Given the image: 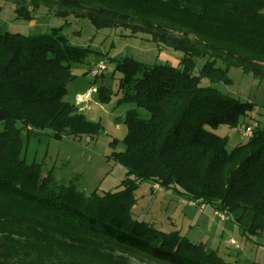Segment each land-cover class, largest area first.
Segmentation results:
<instances>
[{"label":"trees","instance_id":"1","mask_svg":"<svg viewBox=\"0 0 264 264\" xmlns=\"http://www.w3.org/2000/svg\"><path fill=\"white\" fill-rule=\"evenodd\" d=\"M40 1L29 10L14 0L17 19L33 21L37 8L51 7ZM54 1L56 18L146 35L182 58L177 67L117 62L120 100L135 105L124 118L126 150L112 156L126 178L117 192L86 196L60 184L53 170L43 176L42 165L21 154L23 132L50 131L57 139L102 132L64 101L75 65L90 63V49L71 45L63 26L36 36L0 30V264H130L125 255L237 264L179 231L136 220L132 207L134 192L148 182L223 212L245 234L264 232V127L233 150L208 130L238 126L255 105L202 85L229 81L231 67L264 79V0ZM199 59L206 63L197 73ZM98 94L109 102L112 83ZM240 208L249 212L248 225L235 214Z\"/></svg>","mask_w":264,"mask_h":264},{"label":"rangeland","instance_id":"2","mask_svg":"<svg viewBox=\"0 0 264 264\" xmlns=\"http://www.w3.org/2000/svg\"><path fill=\"white\" fill-rule=\"evenodd\" d=\"M36 0H24L29 10ZM14 0H0V30L36 36L48 33L52 28L63 26V34L75 47L90 49L86 64L75 65L72 75L74 80L68 85L64 101L76 105L78 94H84L91 88L98 90L112 83L114 94L109 102L103 103L99 94L93 95L88 104L77 106L83 108L88 120L99 123L102 132L94 138L57 139L50 131H38L33 135L23 132L24 146L21 157L28 164L42 165V175L53 170V175L60 184H74L86 196L95 191L99 194L117 192L121 182L126 178L125 168L112 159L114 153L126 150L123 139L127 134L124 124L126 113L135 108L131 102L121 101L122 94L118 84L122 78L115 71L116 64L125 59L138 62L170 65L177 67L182 53L165 49L151 41L146 35L131 36L129 32L114 29L98 30L83 18L55 17L58 5L54 0H41L50 4L48 8L41 5L33 13V21L17 19ZM105 61L108 69L95 81L89 75L92 64ZM206 63L198 60L197 73ZM227 82L212 83L204 79V87L212 86L223 95L244 103L255 105L254 110L241 119L235 127L223 125L218 129H208L226 141L228 150H233L248 141L242 130L264 127V79L244 72L241 68L228 70ZM136 202L132 213L136 220L152 223L165 231H179L194 243H204L209 250H215L221 258L237 264H264V232L255 235L245 234L243 229L232 221L222 222L211 207L205 210L201 205L193 206L190 201L176 191L158 188L143 182L134 192ZM241 223L248 225L249 212L240 208L235 212ZM235 240L238 247L228 245ZM130 264H159L144 257L125 255Z\"/></svg>","mask_w":264,"mask_h":264},{"label":"built area","instance_id":"3","mask_svg":"<svg viewBox=\"0 0 264 264\" xmlns=\"http://www.w3.org/2000/svg\"><path fill=\"white\" fill-rule=\"evenodd\" d=\"M107 69H108V66H107L106 62L105 61H99V62L92 65V68L89 71V75L91 76V78L93 80H96L97 78L102 77L105 74V72L107 71ZM95 93H98L97 88H91L90 90H88L84 94H78L76 97V105L81 106V105H85V104L90 103L92 101L93 95ZM242 134L244 137H247L249 139L253 136V131H252V129L247 128V129L242 130ZM190 204H192L193 206L198 205V203H196V202H190ZM199 205H201V208L203 210H205L206 206L204 204H199ZM215 215L222 222L229 221V217L226 214H224L223 212L216 211ZM227 243H228V245L239 248L236 241L233 239L227 241Z\"/></svg>","mask_w":264,"mask_h":264},{"label":"crops","instance_id":"4","mask_svg":"<svg viewBox=\"0 0 264 264\" xmlns=\"http://www.w3.org/2000/svg\"><path fill=\"white\" fill-rule=\"evenodd\" d=\"M79 110L83 112L84 109L83 108H80Z\"/></svg>","mask_w":264,"mask_h":264}]
</instances>
